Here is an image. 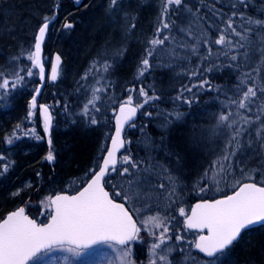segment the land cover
<instances>
[{
  "label": "trees",
  "instance_id": "1",
  "mask_svg": "<svg viewBox=\"0 0 264 264\" xmlns=\"http://www.w3.org/2000/svg\"><path fill=\"white\" fill-rule=\"evenodd\" d=\"M74 2L73 0H0V32L5 30L9 35L6 40L0 36V58L5 59L6 62H11V60H20L22 62L20 66L16 67L13 76L4 73L2 70L5 68L0 65V80L3 78H8L10 81L14 80L17 72L24 77L15 88L10 85L7 93H3V90H0V155L5 157L3 161H0V220L4 218L6 213L26 206L28 199L30 200L29 209L38 199L39 193L42 194L52 182L60 185L52 190V195L61 192L73 193L91 176V170L98 166L100 157L104 152L101 151L102 148L97 150L96 141L98 140V143L105 148L107 137L99 132L96 124H91L90 119L93 116V112H88L85 117L82 116V113H79L81 109H84L85 104H83L84 101L79 102L77 95L74 94L75 91H79L76 77L79 76L81 71L89 68L91 71L95 70L93 71L95 76L100 78L106 85L105 92L112 93L113 90H117L124 96H132L133 98L136 95L140 96V89L143 88L148 92L149 96L157 95L161 97L160 100H150L145 104L149 112L152 113L151 116L146 117L141 112L135 127L128 129L126 140L131 141V143H126L127 147L121 158L125 154H130L139 161L147 162L142 163V168L150 165L156 166L150 173V181L145 186L148 195L153 196L154 199L149 202L150 207L142 209L139 214L145 217L159 213L162 217H165V222L172 224L171 218L179 205L178 203H180L178 199H182L178 195L181 188L178 180H176L177 177L171 176L175 179L176 184L175 194L169 196L171 185L168 176L171 175V172L162 171V169L166 168L155 163L153 156L148 154L151 145L158 142L161 138L163 139L162 134L154 126L153 115L157 116L156 114L160 113L163 115V120L175 126L178 135L176 133L171 138V141L168 139L170 147L167 146V153L171 160L181 161L183 159L185 164H187V162L190 163L195 159V153L186 147L187 133L199 124V120L194 116L192 118L189 113L192 112L195 115L194 111H199L204 104H210L214 110L220 108L219 106H225L226 112L228 114L232 113L237 122L242 116L247 117L249 114L257 116L259 113L256 107V104L260 103L259 100L251 106V111L239 109L237 104L231 102L233 100L238 102L240 96L237 87L239 84L238 69L224 55V52L228 51V49H221V46L212 43L218 38L221 30L225 28L224 21L231 15L232 11L236 10L232 9L231 5L236 3L237 0H218V2L217 0H185V3L190 7H200L201 15L206 14L204 24L197 25L194 30L197 35H199L200 30L206 31L210 43L206 46H200L196 55L188 54V50L177 46L178 42L181 44L186 42L185 35L179 31V28H188L192 17L183 9L175 12L170 11L168 19L175 20L176 26L172 30L165 29L159 34V38L168 35L170 39L165 42L163 51L158 47L153 56L149 58L151 67L144 72L143 76L139 75L141 60L147 55L146 49L151 47L148 42L153 38H157L158 18L163 7V0H120L122 5L120 9L124 12L122 16L125 17V13H127V17H125L127 21L126 27L124 25V33L127 34L121 35L123 32L99 29V34L96 33L90 38L87 45L91 49L93 46L91 43L95 41L96 37L101 35L102 39L95 41L96 44L92 52L89 49L90 53H87L91 56L89 62L82 65L79 74L73 78V82L66 85V91H62L60 84H54L51 89L47 88L42 96L44 100L42 102L49 106L53 116V123L56 125L55 131L51 134L52 147L61 152L57 155L55 162L51 164L45 160L49 148L44 136L40 116L37 112L31 118L27 116L32 92L25 90V86H33L35 84L37 70L32 69L33 76H27L26 73L31 67V63H29L28 59H24L25 57H20V50L23 44H29L31 45L29 51H32L34 36L38 27L43 23L45 16H48L51 20L56 14L53 24L60 22L61 26H64L66 21L76 26V21L78 20L81 21L83 19L87 20V22H94V17H101L99 14L85 16V12L81 11L80 8L74 10L72 6ZM25 4L27 5L24 7ZM124 4L128 5L129 9L125 10ZM209 4H215L220 16H212L206 7ZM56 5H59V7H56ZM240 10L244 9L241 8ZM72 11L75 12L71 15L69 12ZM244 11L248 15L264 18V0H249V7ZM63 14H67L68 17L66 15L65 20L61 21ZM109 16H112L113 19H118V21L122 20L116 9L109 10ZM97 19L99 20L100 18ZM234 19L236 21L234 26L237 27L238 31H241L239 17ZM104 23L102 24L103 27H105ZM131 23H134L136 27L130 28L129 25ZM209 24L211 25L210 28L207 27ZM29 26L32 27V38L19 43L21 45L18 47V42L20 41L18 39H21L24 30ZM12 28L16 32H10L9 30H12ZM114 36L115 38H120L122 43V46L119 43L120 46H114L118 50L117 56L112 58L104 55L98 56L97 50L100 45L111 41ZM172 37H175V39L173 40ZM55 38L59 41L60 37L54 34ZM229 39L236 41L239 38L229 36ZM252 39L255 40L256 37L253 36ZM84 41L83 39L81 40V42ZM81 42L76 41V44H81ZM62 45L64 46L63 42ZM209 47L212 50V55L208 59H204L203 57L208 54ZM173 48H176L175 56L170 55ZM68 50L66 62L72 59L71 54L74 51L77 52V57L86 53L81 52L79 49L76 50L73 46ZM244 51L245 49H239L240 53ZM233 54H236V52H229V55ZM251 55L254 64L258 59L254 47ZM243 59L242 55L238 56L236 63L242 62ZM80 60L81 58L78 62ZM105 64L109 65L107 71H105ZM229 64H233V66L229 67ZM252 66L240 68L239 72L251 71ZM65 67H67L66 63ZM193 72L196 75H192ZM204 80H207L208 84L203 88L199 87ZM256 82L257 84L261 83L259 78H256ZM193 85H196V87H193ZM248 86H252L251 80L248 81ZM187 88H192V91H187ZM181 94L182 99H176ZM258 95L260 94L258 93ZM184 99H191L192 103H184ZM111 119L112 117H110V122ZM17 124L20 125L18 130L16 129ZM110 128L112 129L111 123ZM32 129L35 130L36 135L40 136L41 139H36V136L31 132ZM14 132L15 137L18 138H14L12 144L9 145L6 142V137L11 136ZM5 164L9 166L7 172L3 170ZM187 166L190 167L189 164ZM117 167L122 168V165L118 163ZM124 167H127V165H124ZM218 168L214 169L213 167V171L217 170L218 172ZM220 173L222 174L221 177L225 176V173ZM207 174L204 192L208 193V195L203 198L199 197L195 201L218 197L211 186L214 175ZM145 175L149 174L145 173ZM112 177V183L106 185V188L111 193L119 191V188L117 189L113 185L120 183V178L116 176V173H112ZM221 182H226L225 177H223ZM160 183H163L165 188H159L158 185ZM39 186L40 189L38 190ZM37 191L38 194H35L34 192ZM15 193L19 194L15 195ZM115 198L117 201L125 202L121 197ZM195 201H190V205ZM126 204L139 221V215L132 210L131 204ZM183 204L186 205V201H183ZM36 219L39 220V218ZM45 219L46 217L39 221L43 222ZM178 226L183 229L182 224L179 223ZM169 231H174V229H171L170 226ZM257 231L256 229L252 231L253 238L244 250L243 256L244 258L246 257L245 260L264 264V235L256 234ZM138 249L141 248L136 247V250ZM135 254H137L138 259H142V252L135 251ZM189 255L198 257L193 250L189 249L186 254H182L180 251L173 252L170 259L174 260L176 264H183L185 258ZM191 262V260H187V264Z\"/></svg>",
  "mask_w": 264,
  "mask_h": 264
},
{
  "label": "snow or ice",
  "instance_id": "2",
  "mask_svg": "<svg viewBox=\"0 0 264 264\" xmlns=\"http://www.w3.org/2000/svg\"><path fill=\"white\" fill-rule=\"evenodd\" d=\"M80 0H76L79 4ZM218 2V0H217ZM59 7V5H56ZM120 0H109V10L121 8ZM212 16H220V12L216 9L215 4L206 5ZM231 15L224 21L225 28L221 30L220 35L212 43L221 46V49L227 48L228 51L224 55L232 61L238 69V91L240 96L238 102L231 101L237 104L239 109H246L251 111V106L256 104L258 110L264 113V18L254 17L248 15L246 10L249 7V0H237L236 3L231 5ZM244 10H240V9ZM183 9L191 17L188 28H179V31L184 33L186 42L177 43L178 47H183L188 50V54L196 55L199 47L208 45L210 43L206 31L200 30L199 35L194 30L197 25H203L206 19V14L201 15L200 7L188 6L185 0H163V7L161 9L159 20V27L157 28V38L151 39L148 43L150 48L146 49L147 55L141 60V68L139 75L143 76L150 65V59L158 47L163 51L165 42L170 39L168 35L159 38V34L167 29L172 30L176 26L175 20H169L168 16L170 11ZM127 17V13H125ZM235 17H239L241 21V31L237 30ZM54 18V17H53ZM51 20L48 16L43 18V23L38 27V32L34 36V50L27 53V59L31 62V67L27 70V76H33L32 69L39 70L40 80L45 78V67L42 62V45L45 40L46 33L49 29ZM74 25L71 22H65V29H72ZM130 28H135L136 25L131 23ZM208 28L211 25H207ZM229 36L238 37L239 39L233 41ZM255 36L256 39H252ZM174 40L175 37H172ZM190 42V43H189ZM253 47L257 53L258 59L253 64V57L251 55ZM239 49H245L243 53ZM236 52V54L229 55V52ZM171 56L176 55V48H173ZM212 55V50L208 48V59ZM243 56V61H238V56ZM61 57L56 56L55 61L51 64V74L49 79L55 82L60 74ZM253 65L251 71L239 72L240 68ZM232 67L233 64H229ZM95 67V65H93ZM105 71L109 65L105 64ZM23 71V69H21ZM192 75H196L195 72ZM259 77L261 83L257 84L256 78ZM86 78V77H85ZM24 79L23 76L17 72L14 80L3 78L0 80V90L3 93L9 91L11 85L15 88ZM252 81V86H248V81ZM208 84L207 80L202 81L199 87L203 88ZM196 87V85H193ZM191 92L192 88H187ZM102 91L100 88L93 90L92 98L88 100L84 106V115H88L89 105L93 108L96 107V101L100 99L96 95L97 92ZM258 93L260 95H258ZM40 94V89L35 90V95L28 105L27 116L33 117L37 110L36 97ZM140 96L144 97L143 103L133 102L132 96L121 103L119 106V113L116 116L115 135L109 137L111 139V148H102V161L96 168L91 170L86 185L79 190L75 195H55L54 198H48L47 207L50 209V216L47 223H37L35 219H30L25 213V208L21 207L0 220V264H43L44 257L50 256L54 252H67L74 256H79L81 250L92 248L94 245L104 244L112 248L116 253L119 264H135L131 258L130 242L140 239L141 227L138 226L136 220L133 219L132 214L125 203H130L131 208L137 214L142 209L150 207L149 202L154 199L153 196L148 195L145 188L146 184L150 181V173L156 167L150 165L148 167H141L142 163L146 161H139L133 158L130 154H125L118 161L117 153L121 148H124L126 143L131 141L126 140L122 135L125 125L135 127L134 120L140 108L144 107L150 100H160L161 97L157 95L149 96L148 92L143 88L140 89ZM176 99H182L178 96ZM184 103L191 104V99H184ZM99 111V108H96ZM39 113L43 119V130L45 135L49 136L48 145L49 151L45 160L52 163L56 157L51 149L52 140L50 138V130L52 128L53 117L50 113L48 105H40ZM151 116L152 113H147ZM171 115V114H169ZM232 113L227 115L221 114L218 121V127H226L233 130L230 138L225 144V151L220 160L231 164L232 158L236 157L238 153L243 155L245 152H251L253 156L260 157V167L253 166L249 168L247 173L243 166L244 161L241 160L240 173L245 176L248 181L254 180L253 173L264 169V121H260V117H256V121H260L259 126L256 128L255 135L249 133V139L246 144L241 143V137L247 132V126H251L256 121L250 120L247 117H241L244 123L240 127H236L237 121L230 120ZM179 116V114H177ZM91 124H97L95 117L91 118ZM164 125H162L163 127ZM20 125H16L18 130ZM36 139H41L36 135L35 130H31ZM27 134V133H26ZM15 137V132L6 137V142L11 145ZM5 159L0 155V161ZM118 162L127 167L118 168ZM220 172L228 173V168L224 163L217 162ZM216 165H214L215 167ZM8 165L3 166L4 172L8 171ZM162 171H167L162 169ZM112 173L120 178L119 184H114L113 187L119 188L110 194L106 190V185L112 183ZM148 173L149 175H145ZM207 176L208 174L205 173ZM219 175L216 173L213 176ZM107 178V179H106ZM171 190L169 196L175 194L176 181L171 175L168 176ZM264 184V181H262ZM159 188H165L163 183L158 185ZM203 191V189H201ZM19 193H15L18 195ZM114 197H121L125 203L116 202ZM158 199V198H156ZM139 205V207H137ZM179 215L184 217V227L187 229H196L200 233L206 234L199 235L193 243V247L204 257L209 258L206 264H216L220 256L224 255L226 251L230 252L232 247L242 238L245 230L253 227L264 228V186H258L254 182H245L239 189L230 196L224 199L214 201H204L197 203L191 210V215H187L185 209L180 207L178 209ZM141 223L143 230L148 232L149 236L154 241L149 246V264H176L172 259H169L175 249L168 246V241L172 239L169 235V228L165 225V217L159 213L157 215H149L144 218ZM156 229L159 235L152 231ZM177 242H183L182 235H176ZM164 246V247H162ZM184 252L183 248L179 249ZM63 260V264H71L68 256L58 258ZM187 260H191L192 264H196V257L190 255L185 258L183 264H187ZM56 264V260L52 261Z\"/></svg>",
  "mask_w": 264,
  "mask_h": 264
},
{
  "label": "rangeland",
  "instance_id": "3",
  "mask_svg": "<svg viewBox=\"0 0 264 264\" xmlns=\"http://www.w3.org/2000/svg\"><path fill=\"white\" fill-rule=\"evenodd\" d=\"M124 9L125 10L129 9V6L124 4ZM116 10H118V13L120 14L122 19L121 21L124 22V25L126 27L127 21L126 18L122 16V14H124L123 10L120 8H117ZM54 17H56V14ZM110 19L108 20V22H110ZM103 22H105L104 23L105 25L108 23L107 20ZM99 23L100 22H95V24L92 26L99 27L98 30L102 29L103 25L100 28ZM90 25L91 24L88 21L87 23L88 32L86 33L87 35H85V37L83 38V41L85 39L84 42H81V44L78 43L76 44L71 42L68 45H72L73 48H75L76 50L79 49L81 50V52L88 53L90 46L87 44L90 41V38H92L95 35L93 34V32H91ZM62 29L65 30V28L62 27L61 24L56 23L50 27L49 33L52 34L59 33L60 31H62ZM74 36L76 35H73V37ZM60 39L62 41L61 37ZM61 41L57 40L58 43L57 52L62 58V63L60 66V74L58 76L59 81L57 82L56 85L60 84L59 86L62 88V91H66V84L70 83L71 81L70 78L66 79V70L68 67H65V63L67 65V63L69 62V60L66 62V58H67L66 54H68L69 48L67 47L65 49L66 51L65 52L63 50L64 46L62 47L60 43ZM82 43L84 44L82 45ZM118 43L121 44L122 46L120 38L119 39L115 38L114 41L113 39H111V41L109 42L110 46H112L110 50V55L114 53V46H120ZM30 46L31 45L29 44L22 45V48L20 50L21 51L20 57L23 56L25 57L24 59L27 60V51H29ZM94 46L95 45L91 47L90 52H92ZM53 48L54 47L48 46V51L45 50L43 55L44 64L45 67H47L48 71H50V66L52 61L51 56L54 53L52 52ZM32 50H34V48ZM76 53L77 52L74 51L73 54H71L73 57L71 59V62H74V58L77 56ZM107 53L109 54L108 48H105V50L103 52H100L98 56H103V55L106 56ZM81 67L82 66H78V69L73 73V77H76L79 74ZM93 71L95 70L91 71V69L88 68L86 70L81 71L79 76L76 77L78 79L77 89H79V91H75L74 94L77 95L79 102L84 101L83 104H87L88 100L92 98L93 90L95 88L102 89V91L96 93V95L100 97V99L96 101V107L93 108L92 105H89V112L90 113L93 112L92 117H95L98 121L96 124L97 129L99 130V132H101V134L107 137V141H108L112 132V129L110 128V123H111L110 117L113 116L115 112L114 109L118 105V103L125 102L129 96H124L117 90H113L112 93L105 92L106 85L102 82V80H100V78H97L95 76V73ZM258 78L259 77H257V79ZM52 86L50 87V89L52 88ZM25 87H26L25 90H28L33 93L35 89V84L33 86H25ZM41 100L44 102L43 99ZM143 101H144V97L142 96L136 95L133 97L134 104L143 103ZM219 107L220 108H218L217 110H214V108L210 104H204L199 111L196 110L194 111L195 115H193L192 112L189 113V115H191L192 118L194 116L199 120V124L196 127L190 129L189 132L187 133L186 147H188L189 149L192 150L193 153H195V159L190 163L187 162V164H189L190 167H188L187 164H185L183 159L181 161L170 159L171 157L167 153V146L170 147V143H168V139L171 141V138L174 135H176V133L178 135V131L175 128V126H173L172 124L170 125L165 120H163L162 114L160 113L156 114L157 116L153 115L154 126L159 130L160 134H162L161 136L163 137V139L161 138L158 142L153 143L149 148L148 154L153 156L154 160L156 161V162L154 161L155 163L164 166L167 169V171L171 172V176L177 177L176 180H178L179 187L181 188L179 191L180 193H178V195L182 199H178L180 203H178L179 205L175 209V213L173 214L172 218L170 216L171 221L173 223L169 224V222H165V225L169 229L170 226L171 229H174V231H169V235L172 237V239L168 241V246H171L175 249V251L173 252L179 251L180 248H183L184 252L181 253L186 254L187 251H189V249L192 250L193 240L195 239L196 236L190 232H185L183 229L179 228L178 225L179 223L182 224V219L184 217H181L179 215L178 209L180 207H183L185 209V212L187 213L189 210L188 208L190 206V201L192 202L199 197L203 198L204 196L206 197L208 195V193L206 194V192H204L205 182H206L205 173H210L211 176L215 175L216 173H219V175H216L215 179L212 180L213 182L211 181V186L213 187L216 196H221V195L227 196L230 195V193L233 192L234 189L238 188L242 182L248 181L245 178V176L240 173V167L242 166L240 164L241 160L244 161L243 166L245 167L246 173L248 169L252 168L253 166L260 167V157L253 156L250 151L245 152L243 155L238 153L236 157L232 158L231 164H228V162L220 160L221 156L225 151V144L227 143V140L230 138L231 132L233 130L228 129L226 127H218V121L220 115L228 114L226 112L225 106H219ZM96 108H99V111H96ZM139 110L140 112L143 113V115H146V117L148 116L147 113H149V110L148 107L145 106V104L144 107L140 108ZM79 113L83 114L84 109H81ZM82 116L85 117L86 115L83 114ZM257 116L260 117V121H264V113L259 111ZM257 116L256 115L252 116L251 114H249L247 115V118L256 121ZM230 120L236 121L237 119L231 115ZM260 121H256V123H254L251 126H247V125L245 126L247 128V132H245L243 136L240 138L242 144H246V142L248 141L249 133L252 136L255 135L256 128L259 126ZM243 123L244 121L240 118L236 125L240 124L238 125V127H240ZM162 125L164 126L162 127ZM55 129L56 127L54 126L52 132L55 131ZM51 149L55 157L57 158V155L61 153L60 150L58 151L57 149L52 147V145H51ZM217 162L224 163L225 166L228 168V173H225V176H223L226 179L225 183L221 182L223 177H221L222 174L220 173V169L218 168L219 166L217 167L218 165ZM214 165L216 166L214 167ZM122 167H124V165H122ZM213 167L214 169L218 168V172L217 170L213 171ZM253 175L255 178L250 182L254 181L260 185H263L262 181H264V169L253 173ZM225 185L227 186L224 187ZM56 186L59 187L60 185L52 182L48 187H46L45 191L42 194L39 193L38 199L28 209V214H30V216H32L33 218H39V220L44 219V217H46L47 219V217L49 216L48 214L50 213V209L47 207V200L52 196L51 192L53 189H55ZM201 189H203V191H201ZM34 193L38 194V191ZM183 201H186V205L183 204ZM27 202L30 203V200L28 199ZM138 215L140 219L139 226L141 227L142 231L140 233V239L132 242L129 245V247L131 248V258L133 261H135V264H149V246L151 243L156 241H154L153 238L149 236L148 232L143 230V224L141 223V221L147 216L143 217L141 216V214ZM256 230H258L256 234L264 235V228H257ZM152 231L156 232V234L159 235L158 230L152 229ZM176 235H182L184 237L183 242H177L175 240ZM252 238H253L252 231L244 233L242 238L239 240V242L236 243L234 247H232L231 251L230 252L226 251L224 255L220 256L219 260L216 261V264H259L256 261L251 262V260H245L246 257L244 258L243 256L244 250L246 249L247 245H249ZM175 245L177 246L175 247ZM136 247H140L141 249L136 250ZM135 251L142 252V259H138V256L137 254H135ZM64 256L69 257V259L71 260V264H119V260L116 256V253L113 251L112 248L108 247L107 245H100L97 246V248L81 251V254L79 256H74L67 252L57 251L52 253L50 256L44 257L43 264H52V261L54 259L56 260V264H63V260L58 258H62ZM196 258H197L196 264H206V260L202 259L200 256ZM190 264H192V262Z\"/></svg>",
  "mask_w": 264,
  "mask_h": 264
},
{
  "label": "bare ground",
  "instance_id": "4",
  "mask_svg": "<svg viewBox=\"0 0 264 264\" xmlns=\"http://www.w3.org/2000/svg\"><path fill=\"white\" fill-rule=\"evenodd\" d=\"M73 1H75L74 2V5H72L74 7L73 9L76 10L77 8H80L81 11L85 12V16H88V15H91V14H92V16L98 15V14L101 16V17H94L95 18V21L94 22H90L89 21L90 24H91L90 25L91 26L90 29L93 32V34H95V35H96V33L99 34V32H98V28L99 27L92 26V25L95 24V22H100L99 23V26L101 28L102 27V24L104 23L103 21L107 20V22H108V20L110 18H111L110 19V22H108L105 25L106 27H103L101 30H108L109 29L111 31L113 30V32H115V31L123 32L121 35H126L127 34V33H124L125 32L124 23L122 21H118V19H113L112 16H109V9H108L109 8V0H83L82 2H79V4L76 3V0H73ZM26 5L27 4H25L24 7ZM74 12L75 11H72V12H69V13L72 15V14H74ZM67 14H65V15L63 14L61 16V18H62L61 21L65 20ZM67 17H68V15H67ZM94 18H92V20H94ZM96 18H100V19L99 20L98 19L96 20ZM58 23L60 24V22H58ZM76 23H77L76 26H74L72 29H69V30L68 29H65L66 31L64 29H62V31H60L59 33H54L55 35L57 34V35H59V37L62 38V41H61L60 38H59V40L61 41L60 42L61 45H62V42L64 44V47L62 45L64 51H65V49L67 47L68 48H71L72 47V45H68L69 43H71V42L76 43V41L81 42V40L85 37V35H87L86 34L88 32L87 31V23H88L87 20L81 19V21L78 20V21H76ZM52 25H54V24L52 23ZM62 27H64V26H62ZM31 28L32 27L29 26V27H27L24 30V32H23V34L21 36V39H18V41L20 40L18 42V47L21 45V44L19 45V43H22L23 41H27L30 38H32V36H31ZM9 31L10 32L11 31L12 32H14V31L16 32V30L13 29V28H12V30L10 29ZM48 33L49 32H47L46 38H45L44 44H43V55H44V51L45 50L48 51V46L54 47L52 49V52H54V53L51 56V58L53 60V56L55 54L56 55H59V53L57 52L58 43H57V39L56 38L54 39V34H52V33H49L48 34ZM73 35H76V36L73 37ZM0 36L1 37H4V39L6 40V38H8L9 35L7 34V31L4 30L3 32H0ZM115 36L111 38V39H113V41H114ZM100 39H102L101 35H99L98 37H96V39H94V40L95 41H100ZM95 41L93 43H91V45H95L96 44ZM109 42L110 41H108V42H106L104 44H101L100 47H99V49L97 51H98V53H100V52H103L105 50V48H108L109 47L108 48L109 54L107 53L106 56L112 58V57L117 56L116 54L118 53L117 52L118 50L115 49V47H114V53H112L110 55V50H111V47L112 46H110ZM71 57H72V55H71ZM90 57L91 56H89L87 53H85V54L81 55L80 57H77L76 56L74 58V62H71V60L68 62V64H67V67L68 68L66 70V79L70 78L71 79L70 83H72L73 80H74L73 79L74 78L73 77V73L78 69V66H82L85 63H88L89 60H90ZM80 58H81V60L78 62V60ZM20 64H22V62L20 60H11V62L10 61L9 62H6L5 59H1V62H0V65L3 66L5 69H7V70L3 69L2 71L4 73L8 74L9 76H13L14 75L15 70H16V67L20 66ZM35 81H36L35 82V89H36L37 86L40 84V82L38 81V75L36 76V80ZM45 81H46V84H45L44 89L42 90V92L44 94H45L46 89L47 88L50 89V87L52 86V84H51V82L49 80H45ZM68 84H66V85H68ZM33 94H34V92L31 94V98H32ZM31 98H30V100H31ZM38 115L40 116V114H38ZM40 119H41V117H40ZM41 123H42V126H43L42 120H41ZM85 133H87V132H85ZM44 136H45V133H44ZM96 142L98 143V140ZM97 143H96L97 150L99 148H104V146L100 145L99 143L97 144ZM106 147H107V145L105 144V148ZM39 189H40V186H39L38 190Z\"/></svg>",
  "mask_w": 264,
  "mask_h": 264
},
{
  "label": "water",
  "instance_id": "5",
  "mask_svg": "<svg viewBox=\"0 0 264 264\" xmlns=\"http://www.w3.org/2000/svg\"><path fill=\"white\" fill-rule=\"evenodd\" d=\"M83 0H80V2H82ZM52 22V21H51ZM51 22H50V24H49V27H50V25H51ZM38 32V31H37ZM48 32V31H47ZM37 34V33H36ZM47 34V33H46ZM45 38H46V36H45ZM44 44V43H43ZM42 56H43V45H42ZM56 54L53 56V61H52V63L55 61V58H56ZM42 62H43V58H42ZM51 69V68H50ZM38 70V69H37ZM38 73H39V70H38ZM50 74H51V71H50V73L48 74V77H47V70L45 69V78H44V80L43 81H41L40 80V77H39V74H38V81L40 82V84L37 86V88H39L40 89V94L36 97V99L38 100V98L41 96V94L43 93L42 92V90L44 89V87H45V84H46V78L50 81V82H53V81H51L50 79H49V77H50ZM36 88V89H37ZM35 89V90H36ZM34 95H35V91H34ZM32 99V98H31ZM40 105H42V103H37V110H38V113H39V106ZM44 105V104H43ZM120 106V105H119ZM119 106L116 108V113L114 114V117H113V119H112V123H113V131H112V135H111V137L112 136H114L115 135V128H116V116L118 115V113H119ZM40 114V113H39ZM40 117H41V120H42V122H43V119H42V116H41V114H40ZM137 117H138V112H137V115H136V117L134 118V120L132 121V122H130V123H135L136 122V120H137ZM52 127H53V125H52ZM128 128V125H125V127H124V132L122 133V135L125 137V135H126V129ZM51 130H52V128H51ZM51 130H50V133H51ZM45 137H46V140H47V143H48V139H49V136H47V135H45ZM108 147L107 148H111V139H109V142H108ZM125 146H126V144H125ZM125 146H124V148H121L120 149V151L117 153V158H119V155L124 151V149H125ZM104 155H106V152H104ZM54 162V161H53ZM52 162V163H53ZM101 163H102V161H101ZM100 163V164H101ZM243 184V183H242ZM241 184V185H242ZM86 185V184H85ZM84 185V186H85ZM239 188H237L234 192H232L230 195H233L237 190H238ZM80 190H82V188L80 189ZM79 191V190H78ZM108 191V190H107ZM75 194H77V192H75V193H73V194H71V195H75ZM55 195H70V194H67V193H61V194H55ZM55 195H53V196H51V198H54L55 197ZM230 195H228V196H230ZM225 197H219V199H224ZM214 200H218V199H214ZM214 200H208V201H214ZM204 201H198L197 203H203ZM118 203H120V202H118ZM197 203H195V204H193L191 207H190V210H189V212H188V214L187 215H191V210H192V208H194L195 207V205L197 204ZM23 208H25V207H23ZM19 209V208H18ZM11 212H9V213H7L6 214V216L8 215V214H10ZM25 213H26V215H27V208H25ZM131 213V212H130ZM51 214V213H50ZM132 214V213H131ZM6 216H5V218H6ZM133 216V215H132ZM29 218L30 219H32L30 216H29ZM133 219H134V217H133ZM49 220V219H48ZM48 220L45 222V223H47L48 222ZM135 220V219H134ZM183 221H184V219H183ZM183 226H184V223H183ZM185 228V227H184ZM185 229H187V228H185ZM251 229H254V227L253 228H250V229H248V230H251ZM188 231H191V232H195V233H199L200 235L201 234H205V232L204 233H200L198 230H196V229H187ZM245 231H247V230H245ZM131 243V242H130ZM95 247H97V245H94L92 248H95ZM89 249H91V248H89ZM193 249H194V251L197 253V254H201L202 256H203V254L202 253H199L197 250H195V248L193 247ZM83 250H86V249H83ZM204 257V256H203ZM205 259H209V258H207V257H204Z\"/></svg>",
  "mask_w": 264,
  "mask_h": 264
}]
</instances>
